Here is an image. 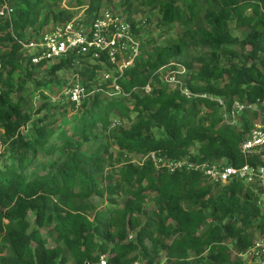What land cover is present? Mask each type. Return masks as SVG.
<instances>
[{"label":"trees","instance_id":"obj_1","mask_svg":"<svg viewBox=\"0 0 264 264\" xmlns=\"http://www.w3.org/2000/svg\"><path fill=\"white\" fill-rule=\"evenodd\" d=\"M64 1L7 0L12 11L11 20L1 25L0 137L9 151H0V264H99L101 255L106 264H155L162 255L171 264L230 263L232 254L245 251L254 232L264 228V209L255 204L254 190L237 178L211 184L199 170L170 171L150 155L210 164L224 159L223 165L234 167L261 162L258 154L240 151L255 114L241 113L235 129L236 124L223 123L217 102L201 95L222 98L227 105L234 99H264V0H121L136 36L140 28L131 13L141 6L156 12L164 34L174 27L180 32L160 44L137 37L140 53L115 73L122 96L101 97L114 90L113 79L97 82L100 62L81 61V84L88 92L97 82L101 91L85 97L67 128L48 114L32 119L25 104L32 79L28 67L45 62L32 64L15 39L30 40L28 30L40 32L75 17ZM101 6L90 0L87 16ZM231 22L246 29L243 37L232 35ZM198 47L207 48L205 56L183 61L185 84L196 95L188 99L169 89L157 72ZM239 57L246 64L239 65ZM77 58L69 54L50 73ZM147 84L151 90L143 93ZM115 114L128 125L109 135ZM112 144L121 157L138 155L142 162L115 159ZM115 163H121L116 180L114 172L106 171ZM122 189L126 198L120 206L116 195ZM94 197H106V205L98 207ZM150 201L154 206L148 212ZM256 220L255 231H249ZM44 228L54 233V246L48 245Z\"/></svg>","mask_w":264,"mask_h":264},{"label":"built area","instance_id":"obj_2","mask_svg":"<svg viewBox=\"0 0 264 264\" xmlns=\"http://www.w3.org/2000/svg\"><path fill=\"white\" fill-rule=\"evenodd\" d=\"M11 11L10 3L3 0L0 4V56L3 47L1 39L4 34L1 25L3 22L11 20ZM45 29L30 40L15 38L27 52L23 55L29 57L32 64L58 62L69 54L81 57V60L77 58L74 61L76 63L87 60L91 63L100 62L104 69L107 67L114 71L113 75L109 74V71L104 72V78H112L115 85L114 90L108 93L111 96L122 94L119 86L115 84V73L121 74L140 53L139 40L125 17L104 9L91 18L74 17L63 23L49 25ZM103 56L106 57V60L102 59ZM1 66L0 62V68ZM157 73L162 76L164 83L171 86L172 89H178L182 96L188 99L196 96L184 82L187 68L183 63L171 62L160 68ZM142 90L145 93L150 92V85L147 84ZM65 92L70 102L79 105L85 97L94 91L87 92L80 81H74ZM201 96L217 102L225 124L235 125L243 112L255 114V117L251 119L249 130L241 142L240 151L244 156L258 154L261 162L254 165L245 163L240 167H234L207 162L194 163L185 159L166 160L156 158L154 154H151L152 160L157 166L160 164L167 166L170 171L184 168L199 170L206 183H226L232 178L242 180L254 190L257 195H255L256 199H259L258 204L264 207V99L257 98L253 102L234 99L230 105H227L226 100L222 98L206 94ZM257 192L262 195L261 198ZM239 255L245 264H264V228L254 232L249 247ZM99 264H106L104 255H101Z\"/></svg>","mask_w":264,"mask_h":264},{"label":"rangeland","instance_id":"obj_3","mask_svg":"<svg viewBox=\"0 0 264 264\" xmlns=\"http://www.w3.org/2000/svg\"><path fill=\"white\" fill-rule=\"evenodd\" d=\"M80 1H82L83 4H81ZM89 1L90 0H66L64 1V4L66 7H68V5H71L74 8L75 17H83L85 15L87 16L85 9L88 7ZM93 1L95 2L101 1V5H102L100 8L101 10L108 9L110 11L118 13L120 16H124L126 18L128 16L127 14H124V12L122 11L123 7L120 6L121 0H110V1L93 0ZM131 16L138 23V27L140 28V30H139V36L137 37L141 39L142 41H148L149 39H153L158 44H160V43H163L165 38H173L180 32V29L178 27H174V29L171 32H169L168 34H164L163 28L159 27L157 24L156 12L149 9L148 7H142V6L135 7L131 13ZM47 26H49V24ZM230 31L232 35L237 36L238 38H241L245 35L246 29L238 28L236 27L234 22H231ZM38 34L39 32L28 30L27 36L25 38H33L35 37V35H38ZM4 46L2 47V52L4 50ZM234 49L237 50L238 52H241L239 46H235ZM21 50H23L22 53H27L23 48H21ZM146 51L148 52L150 51L149 46H147ZM206 51H207V48L198 47L194 49L193 51L186 52L184 55L177 58L173 62L182 64L183 61L187 59L189 55L205 56ZM262 53H263L262 55H264V51ZM236 60H237L236 62L239 65L246 64V62L241 57L237 58ZM86 62H88V60ZM55 63L57 62H53V63L49 62V63H46L42 67H35V66L28 67V69L32 72V79L26 85L27 93L25 94V104L29 111H33V114H32L33 120L37 119L38 117H41L43 114H48L49 117L51 116H53L54 118L59 117L60 122L62 123L61 124L62 127L67 128V127L72 126L74 122V118L77 116L80 109L78 105H73L69 101L68 96L65 91L67 87L74 81H78V82L81 81V77L80 75H78V73L83 71L84 66L80 65V63L74 62L75 64L73 65L69 64L57 70L55 73H50V67L54 65ZM106 71H109V74L111 75L114 74V71H112V69H108L107 67L104 69V66H103L97 72V75H96L98 79L97 82L101 81V79H105L104 72ZM17 75L18 73L15 74V77H17ZM187 77L188 75L186 74V76L184 77V82ZM157 78L161 80L160 78H162V76H160V74L159 75L157 74ZM97 82H93L91 84L94 87L92 89L94 92L90 96L101 91L99 88H95ZM167 87L169 89H172L171 86H167ZM143 93L145 92L143 91ZM117 96H122V95L111 96L110 93H108L107 91H104L101 94V97L105 99H111ZM118 98H121V97H118ZM127 98L129 100L130 97L127 96ZM130 102L131 101H129V103ZM42 105H45V107L39 113H35V110H37ZM129 105H131V103ZM190 107L191 105H189L187 110H189ZM200 110L202 114L206 112L205 107H201ZM130 115H131V118L135 117V113H131ZM114 118L116 121L113 120L112 125L109 127V132H110L109 135L117 134L121 127H125L128 125L127 120L123 117H120V115L115 114ZM240 121L241 120H238V122L236 123L234 127L235 129H237V126L239 127ZM27 127L29 128L30 126L28 125ZM229 130L231 131V129ZM25 131H27V129H24V132ZM105 140L106 139L104 137H101V141H105ZM3 142L4 141L0 137V151L1 152L9 151V143L7 141L5 143ZM197 149H198V145H195V147L191 149V152L195 153ZM112 150H113L115 159L120 158L122 161L131 160L133 162H142L141 157L138 155H124L123 157H121L120 156L121 152L116 148L114 144H112ZM224 162H225L224 159H220L216 164H223ZM120 166H121V163H115L112 166H108L106 169L107 172L108 171L114 172L115 174L114 180L117 179L115 170L119 169ZM257 194L260 198L262 197L260 193L257 192ZM125 198H126V193L122 189L120 190V193L116 195L117 205L121 206L124 203ZM93 200L95 204L100 208H103L106 205L105 204L106 197L103 199L94 197ZM258 200L259 199H256L255 204L260 206V204H258ZM153 206L154 204L152 201L148 202L146 206L147 211L150 212ZM262 208L264 209V207ZM28 218L32 223L33 214L32 213L29 214ZM258 221L260 220H256L253 226L249 229V231H255V226L257 223H259ZM42 233L44 237L47 239L48 245L54 246L56 244L54 233L50 229L44 228L42 229ZM129 237L133 239V236L130 235ZM233 244H234V241L229 242V245L231 248L233 247ZM155 264H171V263L165 260L164 255H162L161 258L155 261ZM228 264H245V263L243 261V258L239 254L236 255L233 253L231 256L230 263Z\"/></svg>","mask_w":264,"mask_h":264},{"label":"clouds","instance_id":"obj_4","mask_svg":"<svg viewBox=\"0 0 264 264\" xmlns=\"http://www.w3.org/2000/svg\"><path fill=\"white\" fill-rule=\"evenodd\" d=\"M100 10H101V9H100ZM100 10H99V11H100ZM99 11H98V12H99ZM98 12H97V13H98ZM112 12H113V11H112ZM97 13H96V14H97ZM115 13H116V12H115ZM117 14H118V13H117ZM94 15H95V14H94ZM92 16H93V15H91V16H86V15H85V16H83V17H85L86 19H88V18H91ZM122 17H124V16H122ZM73 18H74V17H73ZM125 18H126V17H125ZM126 20L129 21L127 18H126ZM129 22H130V21H129ZM130 24H131V23H130ZM49 25H52V24H49ZM131 26H132V24H131ZM46 27H47V26H46ZM46 27H45V28H46ZM45 28H44V29H45ZM132 28H133V27H132ZM41 31H42V30H41ZM134 34H135V33H134ZM75 105H76V104H75Z\"/></svg>","mask_w":264,"mask_h":264}]
</instances>
